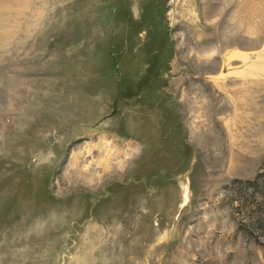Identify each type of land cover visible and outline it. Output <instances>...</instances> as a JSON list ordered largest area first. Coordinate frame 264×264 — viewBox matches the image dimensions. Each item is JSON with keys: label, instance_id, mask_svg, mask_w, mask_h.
Wrapping results in <instances>:
<instances>
[{"label": "rangeland", "instance_id": "obj_1", "mask_svg": "<svg viewBox=\"0 0 264 264\" xmlns=\"http://www.w3.org/2000/svg\"><path fill=\"white\" fill-rule=\"evenodd\" d=\"M0 264H264V0H0Z\"/></svg>", "mask_w": 264, "mask_h": 264}, {"label": "bare ground", "instance_id": "obj_2", "mask_svg": "<svg viewBox=\"0 0 264 264\" xmlns=\"http://www.w3.org/2000/svg\"><path fill=\"white\" fill-rule=\"evenodd\" d=\"M99 150V153L97 151L98 154L89 155V162L79 164L78 160L75 159L74 168L78 180L88 179L92 181L94 177L100 179L101 177L114 174V172H117L116 169L119 170L123 168L122 161L119 160L118 163L116 162L118 160L117 152L104 146L100 147Z\"/></svg>", "mask_w": 264, "mask_h": 264}, {"label": "flooded vegetation", "instance_id": "obj_3", "mask_svg": "<svg viewBox=\"0 0 264 264\" xmlns=\"http://www.w3.org/2000/svg\"><path fill=\"white\" fill-rule=\"evenodd\" d=\"M145 33V32H144Z\"/></svg>", "mask_w": 264, "mask_h": 264}]
</instances>
